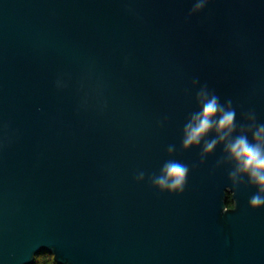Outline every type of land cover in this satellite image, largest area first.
Here are the masks:
<instances>
[{
    "label": "water",
    "instance_id": "obj_1",
    "mask_svg": "<svg viewBox=\"0 0 264 264\" xmlns=\"http://www.w3.org/2000/svg\"><path fill=\"white\" fill-rule=\"evenodd\" d=\"M197 2L0 0V264H264L225 151L264 125V0ZM213 98L234 130L184 148ZM169 161L182 193L152 184Z\"/></svg>",
    "mask_w": 264,
    "mask_h": 264
},
{
    "label": "clouds",
    "instance_id": "obj_2",
    "mask_svg": "<svg viewBox=\"0 0 264 264\" xmlns=\"http://www.w3.org/2000/svg\"><path fill=\"white\" fill-rule=\"evenodd\" d=\"M206 0H198L195 3L192 12L203 9ZM218 104L215 98L204 104L202 112L193 117L194 122H190L185 127L184 148H189L193 144H199L200 139L209 133L215 126L218 132V138L208 141L205 145V151L211 152L217 143L226 139L234 130V114L225 112L219 116L218 121L214 118L218 112ZM228 129L225 133L224 130ZM171 152L172 149L169 148ZM225 151L235 163V169L230 173L235 176H246L248 182L257 188L256 194L250 198L252 208H260L264 205V125L257 126L252 132V141H249L246 135L237 136L225 144ZM188 167L176 161L166 162L158 176L152 178L153 186L161 192L182 193L188 176ZM143 179V174L139 176Z\"/></svg>",
    "mask_w": 264,
    "mask_h": 264
},
{
    "label": "trees",
    "instance_id": "obj_3",
    "mask_svg": "<svg viewBox=\"0 0 264 264\" xmlns=\"http://www.w3.org/2000/svg\"><path fill=\"white\" fill-rule=\"evenodd\" d=\"M227 206L228 207H233L234 206V201L232 199V194L229 193L228 194V198H227ZM33 264H60L56 261L54 254L52 252L49 251H44L39 253Z\"/></svg>",
    "mask_w": 264,
    "mask_h": 264
}]
</instances>
